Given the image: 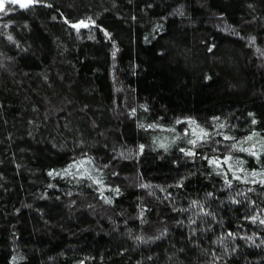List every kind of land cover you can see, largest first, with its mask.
<instances>
[{
	"label": "trees",
	"instance_id": "obj_1",
	"mask_svg": "<svg viewBox=\"0 0 264 264\" xmlns=\"http://www.w3.org/2000/svg\"><path fill=\"white\" fill-rule=\"evenodd\" d=\"M0 264H264V0L7 3Z\"/></svg>",
	"mask_w": 264,
	"mask_h": 264
},
{
	"label": "rangeland",
	"instance_id": "obj_2",
	"mask_svg": "<svg viewBox=\"0 0 264 264\" xmlns=\"http://www.w3.org/2000/svg\"><path fill=\"white\" fill-rule=\"evenodd\" d=\"M26 2L27 0H21V2L16 3V5L24 7L26 6ZM7 3H10L9 0H4V7ZM22 4L24 6H21ZM180 124L181 127L178 130V134H180V137L182 139L187 140L188 143L195 145L196 143L203 142L206 139L207 132H205L202 128H200L196 123L192 122L191 120H183V122H181ZM169 130L173 131V129ZM176 130L177 129H174V133H176ZM256 143L257 142L252 143L250 148L256 150Z\"/></svg>",
	"mask_w": 264,
	"mask_h": 264
},
{
	"label": "snow or ice",
	"instance_id": "obj_3",
	"mask_svg": "<svg viewBox=\"0 0 264 264\" xmlns=\"http://www.w3.org/2000/svg\"><path fill=\"white\" fill-rule=\"evenodd\" d=\"M10 3L12 4H16V3H20L21 0H9ZM28 3H33L34 0H27ZM21 6H24L23 4ZM4 10V0H0V11ZM81 24H83V21L81 22ZM74 27H76V25H74Z\"/></svg>",
	"mask_w": 264,
	"mask_h": 264
}]
</instances>
